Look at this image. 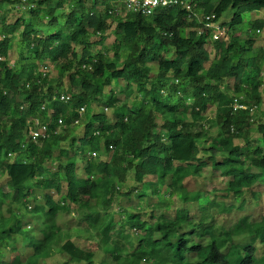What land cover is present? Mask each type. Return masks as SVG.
<instances>
[{
  "label": "trees",
  "instance_id": "16d2710c",
  "mask_svg": "<svg viewBox=\"0 0 264 264\" xmlns=\"http://www.w3.org/2000/svg\"><path fill=\"white\" fill-rule=\"evenodd\" d=\"M17 2L30 17L10 22L3 5ZM196 2L195 12H214L227 27L224 38L199 32L201 21L181 7L147 18L111 0H0V264L57 256L64 264H264V48L242 34L263 21L238 28L264 0ZM110 20L113 54L95 49ZM47 60L55 79L39 70ZM64 79L69 101L60 99ZM235 98L248 108L235 109ZM99 102L105 107L91 111ZM253 105L262 106L256 121ZM34 118L50 136L31 139ZM132 193L160 198L145 212L121 208ZM73 208L77 222L65 227L59 217ZM83 224L103 253L76 242Z\"/></svg>",
  "mask_w": 264,
  "mask_h": 264
},
{
  "label": "rangeland",
  "instance_id": "374dc122",
  "mask_svg": "<svg viewBox=\"0 0 264 264\" xmlns=\"http://www.w3.org/2000/svg\"><path fill=\"white\" fill-rule=\"evenodd\" d=\"M111 3L116 8H118L120 11L125 12L124 9L120 8V5L122 4L121 1L119 2V0H111ZM3 9H4V13L7 15L10 22L16 20L17 17H21L23 19H28L30 17L28 4H26V3L23 4L22 2H17L16 4H13V5L9 4V3H5L3 5ZM228 14H230V12L224 13V15H222L221 19L225 18ZM147 18H150V16H148ZM255 19L263 21V27L259 31L258 30H253V31L251 30V32H249V31L245 32L244 31L242 34L244 35L245 38H247V37L255 38L256 43H258V45H256L255 47L259 48L261 45L264 46V11L263 10L258 11V12H247V13H245L244 14V23L241 24L238 28L239 29L248 28V22L251 20H255ZM108 23L111 25V27L108 30L107 39H105V41L102 44L95 46V49L103 50L104 48H107L108 51L109 50L111 51V47H113V39H114L112 34L114 31L115 24L112 25L111 20ZM22 31H23V26H19L16 29V32L14 34V39L11 42L10 63L12 66L15 65V61L18 59L19 52L22 48V43L20 40V34ZM0 37H1V35H0ZM112 52H113V50L110 52V54H113ZM46 65L49 68V69H47L48 75L50 77H54V79H55L58 76V73H57L55 66L52 62L47 60L45 63L40 65L39 70L44 69ZM153 68H154L153 71L155 72L156 68L155 67H153ZM263 68H264V63H263ZM262 74H264V72H262L261 75ZM175 82L177 83V81H175ZM69 86H70L69 81L67 79H64V90H63V92L68 94L69 93ZM187 88H188L187 91L182 94L186 97V99H187V97H192L191 96V89H190L189 85ZM119 89H120V87H119ZM192 101H193L192 98L187 99V104H191ZM104 107H105V105L103 103L99 102V105L94 106L93 109L91 108V111H100ZM106 111H108V113L110 112V110H106ZM86 113H88V112L86 111ZM86 113L84 114V116L80 120V123L85 121V118L87 117ZM213 115L214 114H212L210 117H213ZM253 116H254V121L259 120V118L262 117V106L257 108L256 113ZM76 123H78V122H75V125H78ZM75 129L77 130V133L81 132L80 131L81 128H79V126H77ZM255 142H256L255 139L251 140V143H255ZM4 177H5L4 173L0 169V178L1 179L3 178V180H5L6 177L5 178ZM225 181L226 180L219 175H215V177L212 180L213 185L217 188H223L226 184ZM132 182H133V178H132V176H130L128 181L125 183L124 188L126 190L130 189L129 186L132 185ZM261 185H264V184H261ZM3 188L7 189V186L4 185ZM159 198H160L159 196H152V197L145 196L143 198H138L137 195L135 196V193H132L130 196L121 197L119 200L122 203L121 204L122 206L120 205L121 208L127 207L129 211H136V210L140 209L141 212H145V211H148V207L150 205H153L155 202H157L159 200ZM129 203H131V204H129ZM120 206H119V204L115 203L113 209L118 211ZM72 207H75V205H72ZM260 209H261L260 207H254L253 209L250 210V212L254 217H257L260 215L259 214L261 211ZM240 213H241V211H235V213L226 214L228 216L227 217L228 222H231V221L233 222L234 219L236 220L238 218V216L240 215ZM77 215H78V211H76L73 208L71 210V212H69V213H62L59 217V221H60V223H65L66 224L65 227H68L70 225H74L77 222V219H75L77 217ZM226 215H224L222 217L225 218ZM148 216L149 215L144 213L145 218H148ZM76 227H75L76 229L73 230V233H74V239L76 240V242L79 245H81L82 247H85L89 250H93V251L103 253L102 250H99V246H98L99 240L95 236L96 234H92L91 231L87 230V228H85L86 224H83L82 226H76ZM81 228H83V229H81ZM129 233L132 234V236L136 239V235H138V231H135L134 229H132L129 231ZM190 241L192 243H194V239H192ZM18 247H22V242L18 243ZM261 252H262V250H260V253ZM8 254L10 255L9 252H8ZM8 254H7V257H8ZM62 262H63V260H61L57 256L56 258L53 257V258L48 259V262H42V264H64ZM72 264H77V263H72Z\"/></svg>",
  "mask_w": 264,
  "mask_h": 264
},
{
  "label": "built area",
  "instance_id": "2783aa9c",
  "mask_svg": "<svg viewBox=\"0 0 264 264\" xmlns=\"http://www.w3.org/2000/svg\"><path fill=\"white\" fill-rule=\"evenodd\" d=\"M124 4L126 10L134 13H141L144 16H153L157 13L158 10L162 8H171V7H181L186 9L189 12L190 18L196 17L202 23V29L199 32L209 30L211 32L212 40H221L226 36L227 27L221 25L219 20H216V14L214 12L204 15H199L195 12L197 8L196 0H119ZM259 31V30H258ZM49 69L47 65L43 69L46 73ZM60 99L63 101H69L71 95L63 92L60 95ZM233 106L235 109L247 108L246 105L242 104L238 98L234 99ZM252 109V108H251ZM85 111V108H80V113L82 114ZM63 119L58 120V126L56 132L64 126ZM52 129L47 123H43L39 118H34L31 120V126L29 129V135L32 140L38 141L41 138H47L50 136ZM96 156V153L93 154Z\"/></svg>",
  "mask_w": 264,
  "mask_h": 264
},
{
  "label": "crops",
  "instance_id": "0c3cea01",
  "mask_svg": "<svg viewBox=\"0 0 264 264\" xmlns=\"http://www.w3.org/2000/svg\"><path fill=\"white\" fill-rule=\"evenodd\" d=\"M257 45H258V43H256ZM262 46V45H261ZM262 47H264V46H262ZM255 108H254V110L252 111V113H253V115L256 113V110H257V108H258V106L257 105H253Z\"/></svg>",
  "mask_w": 264,
  "mask_h": 264
},
{
  "label": "clouds",
  "instance_id": "9594fccd",
  "mask_svg": "<svg viewBox=\"0 0 264 264\" xmlns=\"http://www.w3.org/2000/svg\"><path fill=\"white\" fill-rule=\"evenodd\" d=\"M238 99H239V98H238ZM242 104H243V103H242ZM244 105H246V106H247V108H248V105H247V104H244ZM251 108H252V109H251ZM254 108H255L254 106H251V107H250V109H251V112L254 110ZM240 109H241V108H240ZM242 109H246V108H242Z\"/></svg>",
  "mask_w": 264,
  "mask_h": 264
}]
</instances>
